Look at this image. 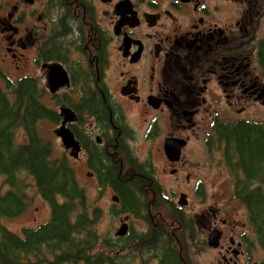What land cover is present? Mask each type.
Returning <instances> with one entry per match:
<instances>
[{
	"label": "flooded vegetation",
	"instance_id": "obj_1",
	"mask_svg": "<svg viewBox=\"0 0 264 264\" xmlns=\"http://www.w3.org/2000/svg\"><path fill=\"white\" fill-rule=\"evenodd\" d=\"M0 33L18 75L48 96L52 82L68 86L54 94L75 118L65 156L89 179L107 174L115 214L125 203L108 166L116 171L150 264H202L208 253L264 264V156L240 171L243 194L202 189L222 175L211 178L238 123L264 134V0H0ZM95 98L107 119L88 105ZM125 251L109 257L139 258Z\"/></svg>",
	"mask_w": 264,
	"mask_h": 264
},
{
	"label": "trees",
	"instance_id": "obj_2",
	"mask_svg": "<svg viewBox=\"0 0 264 264\" xmlns=\"http://www.w3.org/2000/svg\"><path fill=\"white\" fill-rule=\"evenodd\" d=\"M4 73L0 64V78L6 79ZM8 85H0V177L4 176L10 185L7 195H0V264H103L108 260L100 257L101 249L95 241L93 218L98 217V211L91 213L88 209L74 171L65 158L54 156V146L39 132L38 122L49 112L35 99L32 85ZM88 103L107 119L99 99ZM21 127L29 135L28 144L17 142ZM232 131L226 142L225 161L235 169L237 185L244 189L247 182L239 173L262 163L264 134L260 126L246 122L238 123ZM108 170L124 198L122 209L133 208L135 196L125 184L116 182V171L111 166ZM23 175L33 178L38 193L51 204V216L39 229L26 227L25 237L21 238L6 228L1 218H16L25 211L28 193ZM106 176L101 171V178Z\"/></svg>",
	"mask_w": 264,
	"mask_h": 264
},
{
	"label": "rangeland",
	"instance_id": "obj_3",
	"mask_svg": "<svg viewBox=\"0 0 264 264\" xmlns=\"http://www.w3.org/2000/svg\"><path fill=\"white\" fill-rule=\"evenodd\" d=\"M6 44L3 45V48L5 49ZM0 64L1 66H4V71L8 73V76L11 79L18 80L16 78V72L12 70V67L9 65V61L6 60L4 57H0ZM24 83L32 85V87L39 85L37 83L31 82L30 80H25ZM256 118L264 119V111L256 112L255 115ZM48 133V136H45L46 138H50V133ZM22 136L25 138V135L22 134ZM18 142H22L17 139ZM219 159L220 163L217 167V170L213 171L211 173V178L215 174H222L220 175L214 182L213 185L211 181H206L203 184L202 189L207 190L208 194H213L215 191L217 194H226V187L231 186L233 187L235 184V181L232 179V175L226 166V163L223 162V154L222 152H219ZM222 161V162H221ZM85 167L80 168L78 170V182L81 188H83L85 198L87 200L88 206L92 208V210L95 212V210H103L109 211L113 206L114 203L111 200L112 191L110 189L102 188L98 183H94L87 178L84 177L85 175ZM201 175L203 176L205 174V170L202 169ZM223 171V172H222ZM26 181L28 184L24 185V188L27 191L28 200H29V208L25 214V218H15V219H6L5 225L14 233L22 236V228L25 226H30L32 228H37L41 223L47 222L50 218V207L44 202V200L41 198L40 194L38 193L37 189L33 186V181L30 178H26ZM8 186L5 185L4 180L0 181V193H5L8 190ZM229 194L231 192L229 191ZM104 214V213H103ZM99 217L94 218L98 219ZM47 220V221H46ZM118 220L115 219L113 215L106 216L104 214L100 220L96 223L97 228L100 230L103 234V236H106L109 232L113 230V226L117 224ZM139 223V222H136ZM99 225V227H98ZM125 255L128 254V252H124ZM132 264H150V259L146 257V255L139 257L138 259H131L130 261ZM202 264H208L209 262H213V264H217L214 259L213 253H208L202 256L201 258Z\"/></svg>",
	"mask_w": 264,
	"mask_h": 264
},
{
	"label": "water",
	"instance_id": "obj_4",
	"mask_svg": "<svg viewBox=\"0 0 264 264\" xmlns=\"http://www.w3.org/2000/svg\"><path fill=\"white\" fill-rule=\"evenodd\" d=\"M61 137H62V140H63V142H64V144L67 146V147H69L68 145H69V143H70V139H71V136H70V134L68 133V131H64V132H62L61 134ZM218 245V243H215V244H213V246H217Z\"/></svg>",
	"mask_w": 264,
	"mask_h": 264
}]
</instances>
